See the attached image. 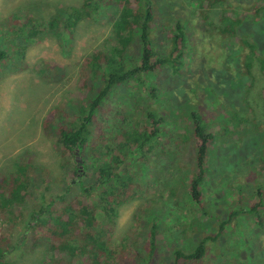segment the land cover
Wrapping results in <instances>:
<instances>
[{
	"label": "trees",
	"instance_id": "1",
	"mask_svg": "<svg viewBox=\"0 0 264 264\" xmlns=\"http://www.w3.org/2000/svg\"><path fill=\"white\" fill-rule=\"evenodd\" d=\"M263 2L253 0L247 10L233 0H190L193 11L187 17L176 11L158 13L159 0H81L78 6L50 17L45 32L35 26L38 20L28 12H24V20L9 19L11 23L6 26L15 32L21 30L31 39L47 33L62 48L69 45L66 42L72 40L81 20L99 21L106 17L110 24V34L101 47L85 54L78 63L72 94L49 109L41 121L42 133L53 139L59 153L62 182L60 192L41 194L40 203L29 211L24 225L31 247H44L41 264H154L158 234L153 225L145 256L134 242H113L110 232L120 207L142 190L138 176L144 167L148 168L150 155L171 149L173 154H179L180 144L185 150L182 156L194 163L186 185L189 211L198 212L200 217L221 218L212 230L198 238L193 250L172 251L173 264H203L206 256L214 259L217 254L212 251L209 255L210 246L239 215L253 217L251 220L264 230V205L259 195L256 199L257 190L244 193L240 187L225 200L223 215L210 212L206 160L213 134L193 116L185 137L180 138L176 133L181 127L171 132L162 124L165 115L155 106L161 91L159 72L165 67L175 76L188 71V29L193 33L195 24L203 26L210 43L218 42L213 56H219L223 49L241 76L248 78L255 63L264 73V31L258 39L253 32L237 34L248 16L254 22L264 19ZM159 34L166 37L163 43L167 41V46L157 41ZM230 42L234 47L228 46ZM7 58L0 49V62ZM194 81L198 92L199 81ZM133 86L137 90L133 104L122 109L110 107L116 91ZM262 96L264 99V90ZM14 166L7 174L0 173V221L4 223L0 231V264H13L8 259L14 247L11 233L23 217L35 176L45 184V190L57 180L52 170L43 165L18 159ZM134 217V222L140 224L139 218ZM241 245L244 248L248 244L242 241ZM222 258L215 263L264 264V259L254 262L239 252L229 260L223 255Z\"/></svg>",
	"mask_w": 264,
	"mask_h": 264
},
{
	"label": "rangeland",
	"instance_id": "2",
	"mask_svg": "<svg viewBox=\"0 0 264 264\" xmlns=\"http://www.w3.org/2000/svg\"><path fill=\"white\" fill-rule=\"evenodd\" d=\"M233 1L247 10L253 2ZM80 2L0 0V26L3 27L0 28V49L8 57L0 62V173H9L21 159L50 168L57 178L50 189L45 190V184L35 176L23 217L11 233L14 247L8 259L13 264H41L44 247H31L24 225L29 211L40 203L41 194L48 196L62 189L59 153L53 139L42 133L41 121L49 109L72 94L76 87L78 63L85 54L101 47L102 41L110 34V24L106 17L99 21L81 20L72 40L66 42L69 45L63 48L47 33L31 39L23 31L15 32L6 25L18 17L24 20V12H28L38 20L35 26L45 32V23L50 17L78 6ZM189 3L190 0H159L158 13L173 14L176 11L179 15L191 17L193 8ZM262 7L264 9V2ZM262 15L264 18V10ZM263 23L264 19L254 22L252 16H248L237 34L253 32L258 39L264 31ZM192 26L193 33L188 29V71L175 76L165 67L159 72L157 80L161 91L155 100L156 110L165 115L162 124L171 132L181 127L176 133L180 138L185 137L187 125L192 122L189 118L192 120L193 116L213 134L206 160V188L211 213L223 215L225 200L229 195H235L240 187L244 193L257 190L256 199L259 195L260 203L264 205V73L255 63L248 78L241 76L233 66V59L223 49L219 56H213L218 50L215 47L218 42L214 45L205 38L209 36H204L206 30L203 26ZM156 39L162 46H167V41L163 43L166 39L163 34L157 35ZM261 45L264 48V42ZM228 46L232 48L234 44L230 42ZM244 62L242 65L245 66ZM194 80L199 81L198 92L194 89ZM136 91L134 86L116 91L110 107L122 109L130 106L134 102L132 97L137 96ZM179 148L182 149L179 154H173L171 149L150 155L148 168L144 167L138 176L142 190L131 202L120 207L110 232L113 242H134L139 253L145 256L147 236L153 225L158 234L156 264H173L171 253L174 250L183 253L193 250L198 238L212 230L210 228L215 227L221 218L200 217L198 212L189 211L186 185L194 163L182 156L185 154L183 144ZM135 215L140 224L134 222ZM251 218L245 215L235 217L225 234L209 248V255L215 251L217 256L214 259L206 256L203 264H218L215 262L222 261V255L229 260L237 252L254 262L257 258L264 259V230ZM261 220L264 222V217ZM3 226L1 222L0 231ZM242 241L248 244L244 248Z\"/></svg>",
	"mask_w": 264,
	"mask_h": 264
},
{
	"label": "water",
	"instance_id": "3",
	"mask_svg": "<svg viewBox=\"0 0 264 264\" xmlns=\"http://www.w3.org/2000/svg\"><path fill=\"white\" fill-rule=\"evenodd\" d=\"M77 159H79V156H77Z\"/></svg>",
	"mask_w": 264,
	"mask_h": 264
}]
</instances>
